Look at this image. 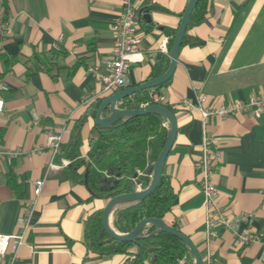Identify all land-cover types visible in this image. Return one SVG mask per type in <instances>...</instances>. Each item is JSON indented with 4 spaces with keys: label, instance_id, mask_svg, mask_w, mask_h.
Listing matches in <instances>:
<instances>
[{
    "label": "crops",
    "instance_id": "obj_1",
    "mask_svg": "<svg viewBox=\"0 0 264 264\" xmlns=\"http://www.w3.org/2000/svg\"><path fill=\"white\" fill-rule=\"evenodd\" d=\"M187 3H135L140 43L122 88L151 79L153 66L168 56L169 31L177 29ZM212 4L206 19L186 30L169 83L150 92L173 108L177 126L162 169L176 197L163 221L175 224L204 262L209 256V264H264V112L254 117L243 110L204 124L198 110L200 99L205 107H220L264 94V0ZM121 8L118 0H0V234L18 232L21 216L29 220L14 264H124V254L86 249V219L106 200L90 199L87 187L68 177L69 160L47 147L48 131L67 142L73 123L89 110L81 128L86 152L94 103L122 89L101 92L88 72L113 56L112 24ZM204 131L218 139L212 181L223 222L212 233L195 168ZM10 173L20 197L7 183ZM39 180L42 189L35 195ZM243 233L259 239L239 243Z\"/></svg>",
    "mask_w": 264,
    "mask_h": 264
},
{
    "label": "trees",
    "instance_id": "obj_2",
    "mask_svg": "<svg viewBox=\"0 0 264 264\" xmlns=\"http://www.w3.org/2000/svg\"><path fill=\"white\" fill-rule=\"evenodd\" d=\"M212 6V0H199L186 30L202 23ZM169 32L172 40L176 30ZM168 62V56H163L151 69L149 78L162 74L167 69ZM169 81L170 79L153 90L159 93ZM151 91L152 89L137 92L123 99L119 107L134 109L142 104H161L174 114L173 108L155 100L150 95ZM101 100L102 98L94 103L96 108ZM89 114L90 111L87 110L73 123L70 138L59 146L58 157L69 160L66 167L68 177L84 184L90 192V199L107 200L115 194L133 191L137 188L136 180L140 182V187H144L150 180V167L166 139L167 128L163 117L151 112L121 117L107 127L94 123L88 137V149L83 153L81 128ZM106 114L107 111L103 113ZM7 183L13 193L20 197V186L13 173L8 175ZM175 197L176 192L162 173L157 187L145 199L121 203L112 210V227L125 233L144 217L163 219L170 211ZM172 226L178 230L175 224ZM154 230L155 226L148 224L143 228L142 238L134 241L114 240L104 232L101 210H97L86 219L84 243L88 251L99 255H126L124 264H194V256L184 242L167 232L152 233Z\"/></svg>",
    "mask_w": 264,
    "mask_h": 264
},
{
    "label": "built area",
    "instance_id": "obj_3",
    "mask_svg": "<svg viewBox=\"0 0 264 264\" xmlns=\"http://www.w3.org/2000/svg\"><path fill=\"white\" fill-rule=\"evenodd\" d=\"M121 4V11L116 20L112 24L115 34V44L113 48V56L106 59L102 67L91 66L88 72L93 73L98 79L101 92H110L122 88L126 84L127 72L130 62L134 59L133 54L136 52L140 43V37L136 30L137 9L136 2L144 0H118ZM4 85L0 84V89H4ZM153 96L155 94H152ZM157 98V97H156ZM157 100V99H156ZM200 99L198 110L200 111L202 121L205 124L208 120L217 117H229L245 110L248 114L259 117L264 112V94L252 93L247 100L234 99L220 107H205ZM186 106L191 103L184 101ZM4 101L0 98V111H2ZM61 144V136L53 131L47 133V147L56 154ZM4 151L0 146V156ZM14 153H10L13 155ZM218 139L212 135L203 132L201 142V154L195 162V168L199 173L200 187L204 196V205L207 210L206 227L209 233L219 223L223 222V214L217 201L218 191L212 181L213 168L218 162ZM43 181H36L34 194L38 195L42 189ZM21 229L13 234H0V262L4 258L5 264H14L16 260L17 250L25 241V233L28 229V216L19 218ZM259 236H250L243 233L239 236V243H248L258 240ZM210 257L206 259L204 264H209Z\"/></svg>",
    "mask_w": 264,
    "mask_h": 264
},
{
    "label": "water",
    "instance_id": "obj_4",
    "mask_svg": "<svg viewBox=\"0 0 264 264\" xmlns=\"http://www.w3.org/2000/svg\"><path fill=\"white\" fill-rule=\"evenodd\" d=\"M198 2L199 0H188V3L180 17L179 25L176 29L175 35L169 47V52H168L169 62L167 69L162 74L156 77H153L151 79H148L144 82H141L131 87L122 88L112 93L111 95L103 98L99 103V105L97 106L94 116V123L101 127H107L108 125H110L111 123H113L114 121H116L121 117H134V116L145 115L151 112H156L163 117L167 128V135L164 145L161 148L156 160L153 162V164L150 167L151 174H150L149 182L144 187L136 188L135 190L130 192L115 194L109 197L105 201L101 210V225L104 232L114 240L134 241L136 239L142 238L144 236L143 235L144 226L151 224L155 226V230L152 233L167 232L174 235L175 237L179 238L182 242H184L187 245V247L191 250L194 256V264H204L200 252L191 242V240L182 232L176 230L172 225L166 224L161 218L144 217L140 219L130 231L125 233H121L115 230L112 227L111 218H110L112 210L117 205L126 202L141 201L155 190L161 179L162 169L166 156L168 155L174 143L177 132L175 115L164 105L161 104L142 105L139 108L133 109V108L119 107V104L123 99L127 97H131L133 94L140 92L142 90L152 89L153 91L155 87L164 84L166 81L170 79L177 64L178 54L189 23L191 13ZM143 17L149 19V15L147 13H145ZM105 111H107V114L103 115ZM135 183L138 186H140V182L138 180H136Z\"/></svg>",
    "mask_w": 264,
    "mask_h": 264
}]
</instances>
